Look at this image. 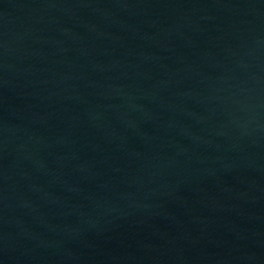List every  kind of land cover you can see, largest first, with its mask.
<instances>
[{
	"label": "water",
	"instance_id": "95a60500",
	"mask_svg": "<svg viewBox=\"0 0 264 264\" xmlns=\"http://www.w3.org/2000/svg\"><path fill=\"white\" fill-rule=\"evenodd\" d=\"M0 264H264V0H0Z\"/></svg>",
	"mask_w": 264,
	"mask_h": 264
}]
</instances>
